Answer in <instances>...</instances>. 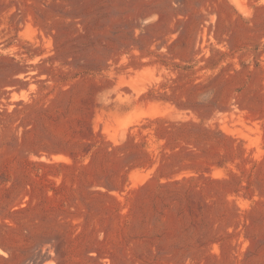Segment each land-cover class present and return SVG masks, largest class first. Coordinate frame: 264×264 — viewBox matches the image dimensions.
Segmentation results:
<instances>
[{
    "label": "rangeland",
    "instance_id": "1",
    "mask_svg": "<svg viewBox=\"0 0 264 264\" xmlns=\"http://www.w3.org/2000/svg\"><path fill=\"white\" fill-rule=\"evenodd\" d=\"M0 264H264V0H0Z\"/></svg>",
    "mask_w": 264,
    "mask_h": 264
},
{
    "label": "bare ground",
    "instance_id": "2",
    "mask_svg": "<svg viewBox=\"0 0 264 264\" xmlns=\"http://www.w3.org/2000/svg\"><path fill=\"white\" fill-rule=\"evenodd\" d=\"M36 251V250H35ZM39 257V256H38ZM46 260V259H45Z\"/></svg>",
    "mask_w": 264,
    "mask_h": 264
}]
</instances>
